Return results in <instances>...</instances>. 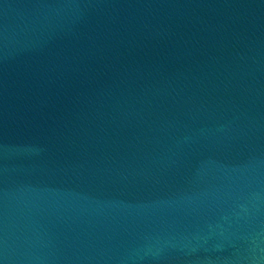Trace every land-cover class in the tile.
<instances>
[{
	"label": "water",
	"instance_id": "95a60500",
	"mask_svg": "<svg viewBox=\"0 0 264 264\" xmlns=\"http://www.w3.org/2000/svg\"><path fill=\"white\" fill-rule=\"evenodd\" d=\"M0 264H264V0H0Z\"/></svg>",
	"mask_w": 264,
	"mask_h": 264
}]
</instances>
